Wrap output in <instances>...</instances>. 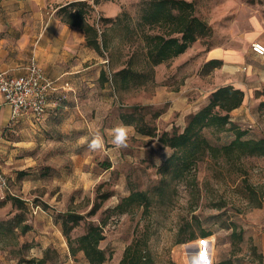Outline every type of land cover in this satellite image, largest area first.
<instances>
[{
    "label": "rangeland",
    "instance_id": "374dc122",
    "mask_svg": "<svg viewBox=\"0 0 264 264\" xmlns=\"http://www.w3.org/2000/svg\"><path fill=\"white\" fill-rule=\"evenodd\" d=\"M76 1L89 5L86 18L105 33L103 58L108 70L114 73L124 67L136 51L138 55L130 59L133 68L141 71V41L136 31L140 9L147 0ZM188 1H193L195 14L206 22L210 34L192 43L181 63L170 60L161 66L158 82L140 86L136 78L126 88L114 91L109 83L101 88L97 85L92 92L98 99L86 105L84 118L56 116L53 125L38 132L40 136L7 132L21 142L10 158L7 154L0 156V172L8 187L0 189V264H18L30 258H44L42 264H88L82 252L74 256L69 253L58 215L69 210L86 214L107 193L98 211L86 218L95 224L99 220L105 223L100 247L112 255L103 264L118 262L137 221L150 231L153 264H167L169 260L176 264H215L222 260L229 264H264V156H246L223 166L204 158L196 166L195 186L173 181L160 198L152 195L159 183L156 167L170 150L161 148L156 138L138 133L134 125L125 147L116 148L111 142L110 130L135 106L134 117L129 116L132 124L141 125L142 116V123L159 133L172 127L181 129L188 111L203 106L195 102L197 98L188 96L176 105H184V109L170 111L172 103L166 93L177 92L183 78L193 85L191 88L205 90L201 95L206 89L225 84L242 89L243 102L230 113V119L246 130L245 137H264V56L250 49L254 40L264 43V0ZM115 19L119 20L112 25ZM212 48L223 49L233 60L221 61L218 67H198L195 56ZM155 99L162 103L148 104ZM97 133L104 146L93 150L89 145ZM204 134L218 145L234 136L230 130L217 134L205 130ZM95 154L97 160L93 161ZM102 161H108L110 167L105 169ZM132 188L147 190L154 197L150 216L140 218V211L110 212ZM6 195L19 197L23 204H12ZM232 223L242 229L238 241L230 236ZM24 224L30 228L22 232ZM84 226L80 221L70 236L81 234ZM190 231L195 232L193 239L177 242ZM201 231L209 235L202 237Z\"/></svg>",
    "mask_w": 264,
    "mask_h": 264
},
{
    "label": "trees",
    "instance_id": "16d2710c",
    "mask_svg": "<svg viewBox=\"0 0 264 264\" xmlns=\"http://www.w3.org/2000/svg\"><path fill=\"white\" fill-rule=\"evenodd\" d=\"M88 9L89 5L83 1L70 2L59 7L56 15L61 22L78 28L84 35L86 46L103 58V51L107 48L105 33L100 31L95 23L88 21L86 18ZM106 20L108 21V19ZM118 20H113L112 25L116 24ZM137 27L136 34L141 41L139 49L143 69L138 71L132 66L133 57L138 55L135 51L130 57L132 59L129 58L121 69L114 73L108 68L106 71H101L100 82L106 80L113 91L119 87L126 88L132 79H139L136 85L140 86L153 81L156 65L172 60L189 48L198 38L210 34L209 26L195 14L193 1L188 0L145 1L140 9ZM221 63V60L212 59L204 65L218 67ZM243 99L244 92L239 87L232 84L218 86L210 93L209 100L205 105L186 117L185 124L181 129L172 127L171 130H163L160 133L155 127L142 123V116L139 119L141 125L130 122L129 116L134 117L138 108L136 106L128 115H121L124 124L134 125L138 133L156 138V142L161 148L170 150V153L156 167L159 183L153 188L152 195L163 198L166 188L170 187L173 181L195 186L196 166L204 158L223 166L229 162L240 161L246 156H264V137H245L246 130L241 129L230 119V112L238 108ZM157 115L158 113H155V116ZM205 130H211L215 134L230 130L233 131L234 136L226 144H212L205 136ZM96 160L97 155L95 154L93 161ZM100 164L105 169L110 167L108 161H102ZM152 195L147 190L132 188L128 195L122 197L110 212L134 214L140 211V218L148 217L151 215L155 202ZM6 196H10L12 204H23V201L15 195ZM107 196L109 193L104 194L99 202L95 201L86 214L69 210L58 215L69 253L74 256L77 252H82L88 264H103L112 255L110 251L106 252L104 248L100 247V242L105 238L103 232L105 223L99 220V223L95 224L91 220H86L87 217L98 211L102 200ZM27 206L29 205L27 204ZM80 221L85 224L83 232L71 237V230ZM229 227L231 228V238L240 240L242 229H237L234 223ZM29 228V225L24 224L21 226V231L24 232ZM200 235L205 237L209 233L201 231ZM150 236L148 228L140 226L137 221L133 228L132 238L124 247L116 264H153L149 249ZM194 236L195 232L190 231L187 237H181L177 242L191 240ZM33 262L42 264L44 258L37 261L30 258L26 261H19L18 264H32ZM167 264L176 263L169 260ZM215 264H229V262L222 260Z\"/></svg>",
    "mask_w": 264,
    "mask_h": 264
},
{
    "label": "crops",
    "instance_id": "0c3cea01",
    "mask_svg": "<svg viewBox=\"0 0 264 264\" xmlns=\"http://www.w3.org/2000/svg\"><path fill=\"white\" fill-rule=\"evenodd\" d=\"M74 1L76 0H0V70L10 75H20L24 73V67L28 62L34 59L44 74L54 81L53 94L65 93V99L61 104L55 105L53 98H50L43 119L22 116L15 122H10V107L0 94V156L7 154L6 156L10 158V155L15 154L17 144L21 142L20 138H14L13 134L7 136V132L16 134L23 132V136H40L38 132L46 130L47 125H53L56 116L64 114L72 119L82 115L84 118V115L87 116L86 105L98 99L92 90L97 85L101 88L108 83L99 80L100 72L106 71L107 68L105 60L86 46L84 35L78 28L61 22L56 15L59 7ZM189 49L190 47L171 61L181 63ZM233 58L221 48H212L199 53L194 60L199 67L212 59L225 61ZM161 66H165V63L154 67L153 82H158L162 78ZM65 83L68 84L67 88L64 86ZM189 84L190 82L183 78L177 92L166 93L172 103L171 112L184 109V105L178 108L176 105L188 96L197 98L195 102L200 101V105H205L210 93L216 88L206 89L207 92L201 95L205 90L199 87L191 88L193 85ZM53 94L51 96H54ZM152 103L162 102L155 99L148 104ZM197 110L188 112L190 114ZM120 123L123 122L119 121ZM128 126H131L133 133V125ZM30 143L28 140L29 146ZM262 250L264 256V234Z\"/></svg>",
    "mask_w": 264,
    "mask_h": 264
},
{
    "label": "built area",
    "instance_id": "2783aa9c",
    "mask_svg": "<svg viewBox=\"0 0 264 264\" xmlns=\"http://www.w3.org/2000/svg\"><path fill=\"white\" fill-rule=\"evenodd\" d=\"M250 49L255 55L264 56L262 42L252 41ZM64 86L67 88L68 84L65 83ZM54 91V81L44 74L41 66L34 59L28 62L24 67V73L20 75H10L0 70V94L10 107V122H15L22 116L43 119L51 97L55 105L61 104L65 99V93L53 94ZM0 189H8L6 179L1 172Z\"/></svg>",
    "mask_w": 264,
    "mask_h": 264
},
{
    "label": "clouds",
    "instance_id": "9594fccd",
    "mask_svg": "<svg viewBox=\"0 0 264 264\" xmlns=\"http://www.w3.org/2000/svg\"><path fill=\"white\" fill-rule=\"evenodd\" d=\"M132 131L131 126L120 123L114 126L110 130L111 142L116 148H121L126 146V141L129 137L130 132ZM104 146V140L101 135L98 133L91 140L89 147L93 150L101 149ZM167 152V150L165 149Z\"/></svg>",
    "mask_w": 264,
    "mask_h": 264
},
{
    "label": "snow or ice",
    "instance_id": "6c2138e0",
    "mask_svg": "<svg viewBox=\"0 0 264 264\" xmlns=\"http://www.w3.org/2000/svg\"><path fill=\"white\" fill-rule=\"evenodd\" d=\"M201 258H204V257H203V254H201Z\"/></svg>",
    "mask_w": 264,
    "mask_h": 264
},
{
    "label": "water",
    "instance_id": "95a60500",
    "mask_svg": "<svg viewBox=\"0 0 264 264\" xmlns=\"http://www.w3.org/2000/svg\"><path fill=\"white\" fill-rule=\"evenodd\" d=\"M195 260H196V258L194 259V261H195ZM194 261H193V262H194Z\"/></svg>",
    "mask_w": 264,
    "mask_h": 264
}]
</instances>
